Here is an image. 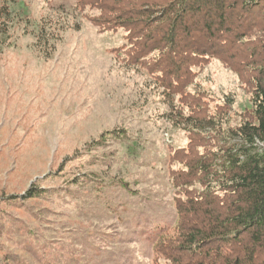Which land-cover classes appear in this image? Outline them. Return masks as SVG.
Listing matches in <instances>:
<instances>
[{
    "label": "rangeland",
    "instance_id": "rangeland-1",
    "mask_svg": "<svg viewBox=\"0 0 264 264\" xmlns=\"http://www.w3.org/2000/svg\"><path fill=\"white\" fill-rule=\"evenodd\" d=\"M75 2L11 3L0 44V264H154V240L175 224L171 155L187 134L171 126L154 75L129 60L124 32L103 30ZM260 14L243 21L236 47L263 51L255 63ZM40 26L55 37L37 41ZM240 62L206 59L187 87L210 112L230 103L231 126L257 76Z\"/></svg>",
    "mask_w": 264,
    "mask_h": 264
},
{
    "label": "trees",
    "instance_id": "trees-1",
    "mask_svg": "<svg viewBox=\"0 0 264 264\" xmlns=\"http://www.w3.org/2000/svg\"><path fill=\"white\" fill-rule=\"evenodd\" d=\"M0 1L3 45L16 0ZM74 10L95 11V25L124 32L129 60L154 75L171 126L187 134L171 155L175 224L154 240V264H264V58L255 63L263 51L236 48L247 36L243 21L262 15L264 0H76ZM45 32L40 26L37 41L55 37ZM209 58L239 59L257 75L250 109L234 126L230 103L210 112L205 95L187 88L193 67Z\"/></svg>",
    "mask_w": 264,
    "mask_h": 264
}]
</instances>
